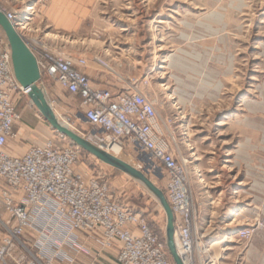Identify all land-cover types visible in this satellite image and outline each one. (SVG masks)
Masks as SVG:
<instances>
[{"label":"rangeland","instance_id":"1","mask_svg":"<svg viewBox=\"0 0 264 264\" xmlns=\"http://www.w3.org/2000/svg\"><path fill=\"white\" fill-rule=\"evenodd\" d=\"M0 37H6L1 28ZM32 37L66 57L85 59L97 88L148 93L162 131L191 163L200 239L207 229L233 223L220 237L232 236L224 247L232 249L211 251L210 264H264V0H98L79 33H57L37 21ZM46 81L43 76L58 118L99 145L101 134L83 120L81 101L66 95L74 108L58 107ZM14 100L21 121L12 153L49 140L71 144L53 132L30 98L16 94ZM121 152V160L140 168L129 150ZM77 170L105 177L122 204L166 237V214L143 185L88 154ZM216 236L202 242L209 247Z\"/></svg>","mask_w":264,"mask_h":264},{"label":"built area","instance_id":"2","mask_svg":"<svg viewBox=\"0 0 264 264\" xmlns=\"http://www.w3.org/2000/svg\"><path fill=\"white\" fill-rule=\"evenodd\" d=\"M33 1L0 0V12L37 57L42 77L82 100L87 123L101 134L99 147L129 150L140 169L162 185L184 263L210 264V247L198 233L191 163L162 131L156 102L139 87H95L85 59L66 57L34 39L35 18L46 0ZM30 91L17 81L11 47L0 37V227L5 232L0 264H83L81 256L98 258L89 241L102 253L120 245L118 264H174L165 237L122 204L105 177L77 170L84 154L77 147L49 140L31 146L23 157L10 154L21 121L14 96L30 98Z\"/></svg>","mask_w":264,"mask_h":264},{"label":"water","instance_id":"3","mask_svg":"<svg viewBox=\"0 0 264 264\" xmlns=\"http://www.w3.org/2000/svg\"><path fill=\"white\" fill-rule=\"evenodd\" d=\"M0 28L5 33L11 47L15 77L24 89L31 90L29 97L44 121L51 127L53 132L69 140L70 143L77 147L82 153L93 156L101 163L124 173L132 180L145 187V189L158 201L166 214L167 227L165 240L168 252L174 264H185L176 246L175 215L165 192L155 185L143 171L137 170L129 164L122 162L91 140L63 125L48 98L46 88L41 84L42 74L37 57L29 49L2 12H0ZM82 117L83 120L87 122L84 115ZM101 133H103V131H101Z\"/></svg>","mask_w":264,"mask_h":264},{"label":"crops","instance_id":"4","mask_svg":"<svg viewBox=\"0 0 264 264\" xmlns=\"http://www.w3.org/2000/svg\"><path fill=\"white\" fill-rule=\"evenodd\" d=\"M98 3V0H51L47 7H42L39 10L38 15L35 18V22L40 21L42 23L50 26L54 31L61 34H73L79 33L81 27L84 26L87 19H89ZM48 83H50L51 91L56 94L59 106H73L74 105L67 101L66 95H69L71 99L82 100L78 97H73L68 92L64 91L56 82L50 79H46ZM54 85V86H52ZM80 104V108L82 109V105ZM69 109V108H68ZM70 110V109H69ZM11 143L8 147V151L14 157H23L25 152H11ZM243 213V212H242ZM241 213V214H242ZM238 216H241L238 214ZM226 225L228 227H226ZM231 227H233V223H227L222 225V227H218V229H207L205 230L204 236L207 239L213 238L215 235L218 237L215 240H212L209 245L210 251H221V253L232 249V248H224L227 243H231L233 241V237L228 238H220L222 234L231 231ZM239 231V230H237ZM136 234H139L137 231ZM214 235V236H213ZM5 236L4 230L0 227V240ZM219 239V240H218ZM216 242H224L222 247L214 248L213 245ZM90 249L93 251L94 255H97L98 258H86L81 256L80 259L84 261L86 264H118L117 257L120 253V245L110 249L104 255L100 249L94 244V242H87Z\"/></svg>","mask_w":264,"mask_h":264},{"label":"bare ground","instance_id":"5","mask_svg":"<svg viewBox=\"0 0 264 264\" xmlns=\"http://www.w3.org/2000/svg\"><path fill=\"white\" fill-rule=\"evenodd\" d=\"M60 120V119H59ZM61 121V120H60ZM61 123L63 124V125H65V126H67V127H69L70 129H71V127L67 124V123H65V122H62L61 121ZM72 130V129H71ZM74 131V130H73ZM105 151H107L108 153H110L111 155H113L114 157H116L117 159H119V160H121L120 159V157H123V158H125L124 156H123V154H122V152H121V150H123L120 146H118V145H114V146H112V147H110V148H107V147H102ZM131 158V157H130ZM122 162H124V163H126V164H129L130 166H132V167H134L135 169H137V170H140V168H139V166H138V163L136 162V166H137V168L135 167V165H132V161L131 160H129V159H126V160H121ZM155 184V183H154ZM156 185V184H155ZM240 215H243V214H240ZM229 226V225H228ZM228 226H226V227H228ZM219 240V239H218ZM223 243L224 242H216L214 245H213V247L214 248H219V247H222L223 246Z\"/></svg>","mask_w":264,"mask_h":264},{"label":"trees","instance_id":"6","mask_svg":"<svg viewBox=\"0 0 264 264\" xmlns=\"http://www.w3.org/2000/svg\"><path fill=\"white\" fill-rule=\"evenodd\" d=\"M157 233V232H156Z\"/></svg>","mask_w":264,"mask_h":264}]
</instances>
